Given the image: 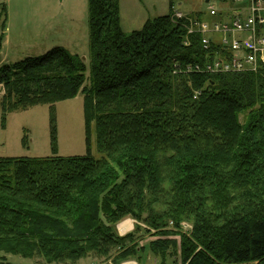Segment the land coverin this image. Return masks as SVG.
<instances>
[{
    "label": "trees",
    "instance_id": "obj_1",
    "mask_svg": "<svg viewBox=\"0 0 264 264\" xmlns=\"http://www.w3.org/2000/svg\"><path fill=\"white\" fill-rule=\"evenodd\" d=\"M0 14L1 50L3 5ZM186 25L168 13L125 34L119 0H88V73L63 48L0 65L2 124L82 95L87 145L84 156L0 158V264L1 254L123 262L151 231L148 248L161 259L264 264V66L195 70L220 47L204 50ZM126 218L146 230L120 236ZM180 234L179 243L166 237Z\"/></svg>",
    "mask_w": 264,
    "mask_h": 264
},
{
    "label": "rangeland",
    "instance_id": "obj_2",
    "mask_svg": "<svg viewBox=\"0 0 264 264\" xmlns=\"http://www.w3.org/2000/svg\"><path fill=\"white\" fill-rule=\"evenodd\" d=\"M171 3L175 11L198 17L208 27L218 21V17L209 15V5H213L217 12H224L229 7H238L221 0H210L209 3L205 0H119L122 31L129 34L140 29L147 19L172 13ZM1 5L6 9L7 21L0 50V65H13L27 58L41 57L54 48H63L84 60L88 73V0H0ZM2 20L0 14V25ZM239 35L246 37L245 34H237ZM207 37L220 40L221 35L210 33ZM1 97L0 90V99ZM91 144L92 155L100 158L101 155L95 147L94 124ZM54 153L61 157L84 156L87 153L82 95L56 103L52 107L42 105L8 114L4 124L0 120V158H44ZM128 220L146 230L143 224L126 218L116 226L118 234L124 232L120 230L122 226L119 225H126L125 229L129 227ZM181 225L185 226V231L192 227L190 223ZM140 235L137 243L139 246H145L147 252L144 256L142 254L139 264H174V261L180 264L174 256L161 259L150 252L148 244L158 239L154 231ZM188 235L190 234L187 233L186 236ZM180 236L181 234L166 237L179 243ZM147 255L150 256L149 260ZM1 256L4 264H45L38 259L4 254ZM128 260L130 259L123 262L112 260V263L123 264ZM100 262L99 264H103L106 261ZM77 264L89 263L80 261Z\"/></svg>",
    "mask_w": 264,
    "mask_h": 264
},
{
    "label": "built area",
    "instance_id": "obj_3",
    "mask_svg": "<svg viewBox=\"0 0 264 264\" xmlns=\"http://www.w3.org/2000/svg\"><path fill=\"white\" fill-rule=\"evenodd\" d=\"M238 7L217 12L213 5L208 6L210 16L218 17L211 27L199 18L183 15L175 10V21L186 20L188 34L199 32L204 50L212 44L220 47L216 58L207 62L197 71L208 73H243L256 72L264 66V3L263 0H230ZM221 35L220 40L208 38V34ZM237 34H245L241 37ZM185 229V226L182 225Z\"/></svg>",
    "mask_w": 264,
    "mask_h": 264
},
{
    "label": "crops",
    "instance_id": "obj_4",
    "mask_svg": "<svg viewBox=\"0 0 264 264\" xmlns=\"http://www.w3.org/2000/svg\"><path fill=\"white\" fill-rule=\"evenodd\" d=\"M205 2L206 3H209L210 0H205ZM172 10H173V8H172ZM162 15H165V14H162ZM159 16H161V15H159ZM127 224L129 225V227L125 231L120 229L121 231H124L123 233L119 232V229H118L119 235H125V234L131 232L134 229V226L135 225H134V222L133 221L128 220ZM146 252H147L146 251V247L143 248L142 251L137 250V255L135 257H133L132 259L128 260L127 262L123 263V264H139L140 263V259L142 258V254L144 256L146 254ZM149 257L150 256L147 255V260H149ZM83 261H85L86 263H89V264H99V263H101L100 261H97V259H93V258H87V259H85ZM83 261H81V262H83ZM103 264H113V263H112V260L110 259V260L106 261ZM163 264H168V262H164Z\"/></svg>",
    "mask_w": 264,
    "mask_h": 264
},
{
    "label": "bare ground",
    "instance_id": "obj_5",
    "mask_svg": "<svg viewBox=\"0 0 264 264\" xmlns=\"http://www.w3.org/2000/svg\"><path fill=\"white\" fill-rule=\"evenodd\" d=\"M120 226H122V227H121V230H124V231L126 230L124 224H122V225H120ZM127 227H128V226H127ZM127 227H126V228H127Z\"/></svg>",
    "mask_w": 264,
    "mask_h": 264
}]
</instances>
